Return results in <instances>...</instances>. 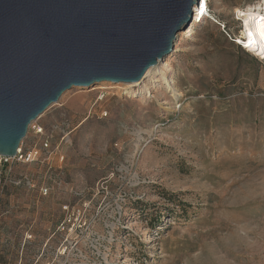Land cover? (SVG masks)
I'll list each match as a JSON object with an SVG mask.
<instances>
[{"label":"rangeland","instance_id":"374dc122","mask_svg":"<svg viewBox=\"0 0 264 264\" xmlns=\"http://www.w3.org/2000/svg\"><path fill=\"white\" fill-rule=\"evenodd\" d=\"M262 2L207 0L163 68L176 96L64 92L36 123L68 122V143L0 163V264H264V60L230 40Z\"/></svg>","mask_w":264,"mask_h":264},{"label":"water","instance_id":"95a60500","mask_svg":"<svg viewBox=\"0 0 264 264\" xmlns=\"http://www.w3.org/2000/svg\"><path fill=\"white\" fill-rule=\"evenodd\" d=\"M199 0H0V157L70 89L162 70Z\"/></svg>","mask_w":264,"mask_h":264},{"label":"bare ground","instance_id":"6f19581e","mask_svg":"<svg viewBox=\"0 0 264 264\" xmlns=\"http://www.w3.org/2000/svg\"><path fill=\"white\" fill-rule=\"evenodd\" d=\"M203 5V2H201ZM200 10V11H199ZM199 12V13H198ZM235 15L240 21V39L243 40L244 47H247L248 52H252L261 60H264V0L262 4H257L245 9L237 10ZM205 15L203 9L196 11V19L194 23H203ZM193 25L188 26L185 32L180 36L191 31ZM179 36V38H180ZM177 46L175 51H177ZM173 69L169 63L166 64L165 69L157 68L149 69L144 75L143 79L134 84H117L128 89L138 87L137 90L130 91L131 94H145L152 89H164L170 96H176L174 87Z\"/></svg>","mask_w":264,"mask_h":264},{"label":"built area","instance_id":"2783aa9c","mask_svg":"<svg viewBox=\"0 0 264 264\" xmlns=\"http://www.w3.org/2000/svg\"><path fill=\"white\" fill-rule=\"evenodd\" d=\"M201 2H203V5H201ZM198 9H203V13L206 17L210 15V10L207 5V0H199L196 11ZM200 11V10H199ZM199 13V12H198ZM208 15V16H207ZM196 19V13L193 18L195 21ZM230 40L233 44H235L237 47H241L247 50V47H244L243 40L240 39V31L236 35H232L230 37ZM30 129L32 130V133L35 137H40V145L37 147L35 144L31 146L30 148H24L23 143L19 145V148L16 151V155L13 158H1L0 157V163L1 161H7V160H15L17 162L21 163H33V162H39L42 158L43 160H46L45 158L49 157L51 154H58L60 144H66L68 143V137L69 133L71 132V128L68 122H60L56 123L50 126V129L46 131L45 128L41 127L35 122H33L30 126ZM56 137H59V142L54 143V140ZM45 154L46 157L41 156L42 154ZM15 185H25L28 188H33L34 186L30 183V181L27 179V177H24L23 179L19 180L17 183H14ZM49 190L47 188H41L40 194L42 196H46L48 194ZM64 210H66L65 207H63ZM64 221L62 222L61 226L63 227ZM61 227V228H62ZM63 230V229H62ZM29 240V237H28ZM69 248L70 246L64 245L56 251V255L60 256L61 259H65L67 255H69Z\"/></svg>","mask_w":264,"mask_h":264},{"label":"trees","instance_id":"16d2710c","mask_svg":"<svg viewBox=\"0 0 264 264\" xmlns=\"http://www.w3.org/2000/svg\"><path fill=\"white\" fill-rule=\"evenodd\" d=\"M239 48V47H238ZM242 50V49H241ZM5 163L3 165H1V169H4Z\"/></svg>","mask_w":264,"mask_h":264}]
</instances>
